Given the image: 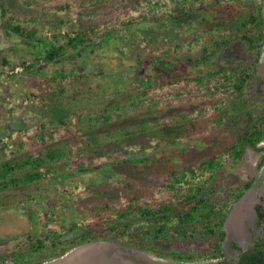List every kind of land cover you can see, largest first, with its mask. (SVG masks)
Masks as SVG:
<instances>
[{
  "label": "rangeland",
  "instance_id": "rangeland-1",
  "mask_svg": "<svg viewBox=\"0 0 264 264\" xmlns=\"http://www.w3.org/2000/svg\"><path fill=\"white\" fill-rule=\"evenodd\" d=\"M178 1L179 7L186 5L189 10L177 16L172 22L173 27L162 20H147L149 17L161 18L163 14H173ZM181 1L184 0H7L19 17L38 19L39 35L48 42L53 41L56 33H72L81 26L106 28L112 34L110 39L95 41L89 50L81 54L68 51L64 59L50 64L44 60L36 62L31 47L25 46L20 39L5 38L0 4V51L12 63L5 68L0 62V138L4 142L9 141L13 150L7 156L21 158L66 141L64 130L58 132L54 140L49 138L45 144L31 137L42 125L47 129L60 126L58 121L51 123L48 119L50 108L57 114H68L66 122L74 119L73 128L77 132L76 142L68 145L74 152L69 154L72 160L65 158L69 166L65 167L64 175L59 174L48 183L41 181L5 192L4 199L13 202V205L0 210V248L12 247L18 239H24L29 234L39 239L52 231L64 233L73 223H97L95 212L98 209L94 208H102L106 203L111 208L102 214L104 217H115V211L126 206L133 196L140 197L138 204L141 205L148 202L155 206L161 201H168L170 194L164 186L170 179V172L196 167L212 156H218L225 164L216 177L221 186H237L255 180L254 185L234 205L250 201L251 212L242 221L243 236L238 238L229 227L224 259L233 262L238 258L239 251L232 246L234 241L246 248L262 235V229L256 227V205L264 206V166L258 168L262 153L248 149L244 160L235 162L225 153V148L238 134L241 122L230 118L221 124L218 122L229 109L233 92L213 89L219 84L217 80H204L203 84L186 82L194 76H205L211 68L217 67H189L187 64L188 58L194 61L200 59L210 35L222 36L223 31L215 33L211 28L235 17L240 10L249 14L251 9H246V0H241L244 4H239L236 9L228 7L231 0H190L184 1L186 4ZM252 1L260 3V0ZM130 21L135 24L130 26ZM126 23L130 27L124 25ZM226 54L233 60L244 55L238 46L226 51ZM167 58L171 62L169 65ZM244 58L247 59V56ZM23 61L36 65L32 74L23 73L2 79L14 69L22 71L20 63ZM78 67L81 68L79 73H70L71 69ZM258 76L255 94L264 96V50ZM62 89L64 92H61ZM43 99L51 106L43 108ZM105 108L109 109L112 117L109 122L98 123V127L86 135L80 132V126H85L87 122L78 125L75 114L97 117L105 113ZM144 123L148 127L137 134L127 136L124 133ZM118 131H123L124 136H118ZM112 132L115 136L108 135ZM95 133H99L100 141L93 147L105 154L90 163L87 156L79 152L78 145L88 147L83 139L88 141V135ZM144 145H147L146 150ZM260 146L264 147V140ZM155 151L160 155L148 163L127 161L129 157L141 158ZM1 157L4 159L3 155ZM73 159L81 163L85 161L86 168L73 165ZM61 172L58 169L56 174ZM204 178L206 176L201 177ZM197 180L200 181L199 178ZM25 200L29 201L25 203L28 209L20 207ZM161 244L167 249L173 245L170 242ZM190 244L184 241L175 245L185 248ZM87 248L91 245L75 247L67 255L48 262L76 264L74 256ZM130 249L117 252L116 255L123 256L121 264L219 262L180 263ZM220 262L222 264L223 260Z\"/></svg>",
  "mask_w": 264,
  "mask_h": 264
},
{
  "label": "trees",
  "instance_id": "trees-1",
  "mask_svg": "<svg viewBox=\"0 0 264 264\" xmlns=\"http://www.w3.org/2000/svg\"><path fill=\"white\" fill-rule=\"evenodd\" d=\"M184 1L189 2L190 0ZM233 1H228V7L232 9L238 7L239 4H244L241 0ZM245 2L246 9H251L249 14L240 10L235 17L221 21L218 26L212 27V32L223 31L222 36L210 35L209 40L202 48L203 54L200 59L197 61L191 58L187 59L189 67L202 68L214 65L217 67L211 68L212 70L205 76H194L187 79L186 82L188 84L191 82L203 84L204 80L209 82L217 80L219 84L214 85L213 89L233 92L228 104L229 109L227 108L221 115L218 122L221 124L226 119H235L241 122V127L238 128V134L234 136L230 145L226 146L225 153L235 162L244 160L248 149L262 153V159L258 165L260 169L264 166V147L260 146L264 140V96L256 95L255 91L259 77L258 67L264 50V0H260V3L252 0ZM218 3L220 2L218 1ZM0 4L1 23L5 38H18L25 46L31 47L33 50L30 48V51L32 55H36L38 63H41L42 60L49 64L54 63L64 59L68 51L81 54L89 50L95 41L112 37L106 28L81 26L72 33H63V35L56 33L53 35V41L48 42L46 38L39 35L37 18L19 17L9 7L7 0H0ZM176 4L177 7L174 8L173 14H163L161 18L149 17L147 20L156 22L162 20L171 23V26L174 25L177 16L184 15L189 10L186 5L179 7V1ZM191 4L193 3L191 2ZM128 23L130 26L135 24L134 21ZM128 23L124 25L130 27L127 25ZM237 46L241 51L243 50L244 55L235 60L228 58L226 51ZM168 52L170 54V51ZM245 55L247 59L244 58ZM0 62L5 68L12 66L10 60L2 55V51H0ZM20 64L23 66L22 71L16 72L14 69L10 71L12 73L8 74V78L23 73L32 74L36 67L35 64L30 65L26 61ZM169 64L171 62L167 58V65ZM80 70L81 68L71 69L70 73H79ZM134 74L138 75L136 70ZM61 92H64L63 89ZM43 101V108L51 106L45 102V99ZM105 109V113L97 117L94 115L83 117L82 114H75L74 117H76L77 123L79 122L78 125L87 122L86 125L84 124L85 126H80V132L86 135L96 129L98 123L109 122L112 117L109 109ZM47 117L51 123L58 121L60 126L47 129L45 125H42L41 128L36 129L37 133L31 136L32 139L41 140L45 144L49 138L54 140L56 134L64 130L65 142L44 147L37 153H29L21 158H9L7 153L13 151L12 144L9 141L4 142L0 138V210L9 209L13 205V202L10 203L4 199L6 191L27 187L41 181L48 183L57 175L65 174V167L69 166V163L65 162V158L72 160L69 154L74 152L69 149L68 145L76 142L77 132L75 133L73 128L75 121L70 119L66 122L68 114H57L53 108L49 109ZM146 127H148L147 124H140L134 130L124 133L127 136L135 135ZM120 134L124 136L123 131L119 132L118 136ZM67 135L71 137L67 138ZM108 135L115 136L114 132ZM85 140L83 139V143L85 142L89 148L78 145V150L87 156L90 163H93L95 158L104 156L103 151L93 147L100 141L99 133L88 135L89 142ZM20 146L23 147V143ZM146 147L147 145H144L143 149L146 150ZM155 152L146 153L141 158L129 157L127 161L148 163L153 157L160 155L159 152ZM125 153L130 154L127 150ZM71 162L78 168H86L83 164L85 161L81 163L80 160L73 159ZM115 162H118L117 159ZM223 165L225 164L218 156H212L203 160L196 167H189L182 171L172 170L170 179L164 186V190L170 194L168 201H161L155 206L148 202L141 205L138 204L140 197L133 196L126 206L115 211V217H104L102 214L111 208L109 203H106L102 208L95 207L94 209H98V212H95V216L98 218L97 223L81 225L73 223L64 233L52 231L39 239L29 234L24 239H18L12 247L0 248V264H7L8 261L15 264H43L64 256L77 246L100 240L111 241L124 247L138 249L156 257L180 263L219 261L213 264H221L220 260L225 257L224 245L228 238L225 228L228 216L234 205L255 183V180L252 179L237 186H221L216 177ZM44 168L45 171H43ZM58 169H61L62 172L56 174ZM203 176L206 178L201 179ZM196 178H199L200 181L196 182ZM28 202V200L23 201L20 207L24 206L28 209L25 205ZM256 211L258 216L256 227L262 229V235H259L254 243L247 247L246 251L234 241L233 249L240 252V258L233 262L228 261L226 264H264V206L256 205ZM69 234L74 235L68 237ZM184 241H189L192 244L185 248L175 245ZM162 242H170L173 245L167 249L161 244Z\"/></svg>",
  "mask_w": 264,
  "mask_h": 264
},
{
  "label": "water",
  "instance_id": "water-1",
  "mask_svg": "<svg viewBox=\"0 0 264 264\" xmlns=\"http://www.w3.org/2000/svg\"><path fill=\"white\" fill-rule=\"evenodd\" d=\"M238 205L239 204H237L233 208L232 212L228 216V219H227V222H226L227 224H225V228H226L228 234H229V230H230L229 229V224H230L229 222H230L231 218H233L232 216L236 213ZM89 245H91V247L92 246L98 247L101 250H102L103 247L104 248H109L111 251H109L108 255L103 254L101 252H98L94 257L85 258V261H80L79 263H76V264H121L124 261L123 260V256L122 255H116L117 252H123V251H126V249L127 250H132V249H129V248L124 249V248H121V247H118V246L115 247L114 245H112V244H110L108 242H104V241L94 242V243L91 242V243H89ZM87 247H90V246H87ZM76 249L79 250V248H76ZM244 250L246 251L247 248H245ZM133 251H136V250H133ZM104 258H106V259L104 260ZM87 259H89V260H87ZM48 263L52 264V262H48ZM48 263H44V264H48ZM53 264H56V263H53Z\"/></svg>",
  "mask_w": 264,
  "mask_h": 264
},
{
  "label": "bare ground",
  "instance_id": "bare-ground-1",
  "mask_svg": "<svg viewBox=\"0 0 264 264\" xmlns=\"http://www.w3.org/2000/svg\"><path fill=\"white\" fill-rule=\"evenodd\" d=\"M250 210H251L250 201L248 202L244 201L242 204H240L237 207L236 213L232 216L233 218H231L229 222L230 223L229 227L238 238H240V236H243L242 235L243 227L241 224L245 218L250 216V212H251ZM109 251H111L109 248L103 247L101 250L98 247H91L85 249L84 251L78 252L76 256H74L75 258H73V260L75 261V263H79L80 261H85V258L94 257L98 252L109 254ZM105 259L106 258H104V260Z\"/></svg>",
  "mask_w": 264,
  "mask_h": 264
},
{
  "label": "flooded vegetation",
  "instance_id": "flooded-vegetation-1",
  "mask_svg": "<svg viewBox=\"0 0 264 264\" xmlns=\"http://www.w3.org/2000/svg\"><path fill=\"white\" fill-rule=\"evenodd\" d=\"M100 241H104V242H108V243H110V244H112V245H114L115 247L116 246H118V247H121V248H124V249H126L127 247H124V246H122V245H119V244H115L114 242H111V241H107V240H100ZM100 241H97V242H100ZM87 244H89V243H86V244H83V245H87ZM83 245H80V246H83ZM78 247V246H77ZM244 248V247H243ZM247 248V247H246ZM130 249V248H129ZM245 249V248H244ZM127 250V249H126ZM117 251V250H116ZM240 253V252H239ZM238 253V254H239ZM122 255V254H121ZM239 256H240V254H239ZM238 256V260H239V257ZM225 258V257H224ZM48 262V261H47ZM47 262H45V263H47ZM226 262H228V261H226L225 259H223V263L222 264H226ZM11 264H15V263H13V262H11ZM44 264V263H43Z\"/></svg>",
  "mask_w": 264,
  "mask_h": 264
},
{
  "label": "built area",
  "instance_id": "built-area-1",
  "mask_svg": "<svg viewBox=\"0 0 264 264\" xmlns=\"http://www.w3.org/2000/svg\"><path fill=\"white\" fill-rule=\"evenodd\" d=\"M17 71H20V68L17 69ZM17 71H16V72H17ZM9 73H12V72H7V73L2 77V79H3V80H7V79H8V74H9ZM11 147H12V146H11Z\"/></svg>",
  "mask_w": 264,
  "mask_h": 264
}]
</instances>
